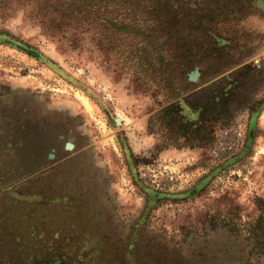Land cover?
<instances>
[{"label": "rangeland", "instance_id": "374dc122", "mask_svg": "<svg viewBox=\"0 0 264 264\" xmlns=\"http://www.w3.org/2000/svg\"><path fill=\"white\" fill-rule=\"evenodd\" d=\"M13 12L0 31L41 55L0 42V129L28 136L0 144V264H264V10L232 30L211 116L217 65L172 96ZM189 94L203 111L178 117Z\"/></svg>", "mask_w": 264, "mask_h": 264}, {"label": "trees", "instance_id": "16d2710c", "mask_svg": "<svg viewBox=\"0 0 264 264\" xmlns=\"http://www.w3.org/2000/svg\"><path fill=\"white\" fill-rule=\"evenodd\" d=\"M261 3L264 0H0V14L7 17L21 9L25 17L41 24L43 31L53 37L68 38L75 47L100 45L123 62L121 66L129 69L136 82L144 80L141 67L146 65L162 89L179 96L197 84L188 75L196 66L201 78L206 77L210 65H217V76L227 70L230 64H226V50L238 44L232 30L243 15L264 10ZM0 42L41 55L4 29L0 31ZM228 79L230 82L226 83ZM237 87L238 80L231 74L210 85L207 101L212 109L206 116L217 115L222 100ZM174 106L178 117L200 115L204 108L203 104H193L192 94L178 98ZM189 125L192 126L191 121ZM6 129L4 124L0 129L2 146L27 136L26 131L8 135L10 130ZM252 136L250 132L249 137ZM6 151L1 150V154L7 155ZM5 168L9 170L10 166ZM50 263L66 262L55 257Z\"/></svg>", "mask_w": 264, "mask_h": 264}, {"label": "water", "instance_id": "95a60500", "mask_svg": "<svg viewBox=\"0 0 264 264\" xmlns=\"http://www.w3.org/2000/svg\"><path fill=\"white\" fill-rule=\"evenodd\" d=\"M200 69L196 68L194 71H192L189 75V78L191 81H197L200 76ZM74 147V144L72 142H67L66 143V148L67 149H72ZM51 157H53V154H50Z\"/></svg>", "mask_w": 264, "mask_h": 264}]
</instances>
